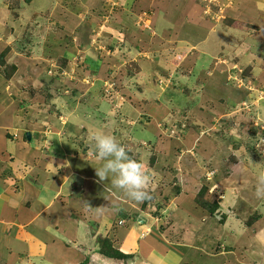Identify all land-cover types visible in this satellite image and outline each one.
Returning <instances> with one entry per match:
<instances>
[{
	"label": "rangeland",
	"instance_id": "1",
	"mask_svg": "<svg viewBox=\"0 0 264 264\" xmlns=\"http://www.w3.org/2000/svg\"><path fill=\"white\" fill-rule=\"evenodd\" d=\"M91 1L89 4L88 0H0V57L3 54L8 70L12 66L16 67L12 85H9L15 88H7L3 83L0 85V98L8 96L14 108L11 115L13 126L7 129L11 140L18 139L20 133L22 139L28 141L25 138L28 132L31 133V139L40 138L44 147L38 148L40 157L36 163L41 167H36L40 170V173H36L41 174L48 171L44 169L50 166L60 172L64 161H67L64 154H73L77 160L91 162L90 157H99L92 141L93 134L99 132L114 136L117 143L143 162L144 171L150 176L144 191L148 194L154 191L156 195V201L150 205L151 215L154 216L156 206L162 204L160 215L154 216L156 219L162 218V226H165L166 217L181 201H184L185 206L190 205L203 187L207 188L205 198L209 201L228 203L231 211L237 208L236 204L244 192L241 186H231L238 164L245 166L257 183L261 180L264 183V84L259 85L256 75L251 73L252 66L258 67L251 61L255 56L248 55L250 64H237V56L233 53L232 59L227 58L229 63L225 66L231 72L229 80L235 83V87H247L249 94L257 91L258 96L253 97L255 102L249 105L244 104L245 101L232 104L221 100L217 105L209 102L195 106V97L201 94L202 85H205L202 79L208 80L207 75L199 76L200 71L211 64L212 59L207 51H203L205 54H202L195 72L192 64L188 68H181L177 56H173V67L177 72L171 78L169 74L164 75L165 79L162 75H159L162 79L151 75L140 79L135 75L136 81L134 78L128 81L127 77L119 82L115 78L116 72H110L105 66L95 77L87 78L85 74L90 71L88 68L93 71L96 69L94 65L86 68V64L89 59L97 58L98 54L100 63H109L118 71L120 66L117 56L115 59L104 55V51L114 52L108 47H117L119 44V40L112 41L116 34L113 25L117 19L115 13L125 12V8L130 9L136 2ZM202 1L210 20L223 21L229 18L226 10L236 0ZM109 5L116 6L108 8ZM219 6L221 8L211 16L213 8ZM143 15L139 23L147 25L149 29L151 17L147 12ZM239 27L248 33L252 32L246 30L244 25ZM234 35L238 37L240 34ZM233 39L236 41V38ZM214 41L218 43L215 37ZM209 44L212 52L213 45L211 42ZM123 46L130 50L129 45ZM216 51L217 48L212 54L215 55ZM256 51L261 57L264 56V49ZM65 53H69L70 64L61 72L60 60ZM82 62H85L84 65H80ZM133 68L132 63L128 64L127 72L130 73ZM0 80L10 79L0 75ZM120 85L145 88L141 89V94L136 91L135 94L124 96L119 92ZM221 94H224L223 91ZM152 153L158 159L155 167L149 170ZM6 156L8 163L17 161L15 154ZM45 164L47 166L44 168ZM100 165H103L101 159ZM12 166H9L7 177H11L13 172L16 174ZM199 169L203 170L197 172ZM106 176L108 180L117 178L116 173L111 171ZM193 180L197 181V186L186 188L192 185L189 183ZM233 181L236 183V180ZM177 187L181 189L180 194H176ZM185 188L189 196H183L180 202L172 201ZM100 192L104 198L110 196L101 188ZM190 193H195L196 197L190 196ZM245 202L248 201H242L241 208L251 210V201ZM255 202L258 205L256 211L263 215L264 199ZM118 215L121 216L120 213ZM233 221L240 226L233 233H244L243 227L245 229L247 224L242 223L241 228L238 220ZM249 232L246 231V235L237 242V250L233 251L238 258L245 254L251 235ZM256 244L247 254L258 264H264V249ZM220 252H212V255H220ZM202 258L197 260V264L201 263ZM231 260L233 264L242 262L231 257L227 264Z\"/></svg>",
	"mask_w": 264,
	"mask_h": 264
},
{
	"label": "crops",
	"instance_id": "2",
	"mask_svg": "<svg viewBox=\"0 0 264 264\" xmlns=\"http://www.w3.org/2000/svg\"><path fill=\"white\" fill-rule=\"evenodd\" d=\"M88 2L92 3L91 0ZM205 7L202 0H136L130 9L125 8V12L115 13L117 19L113 25L116 27V34L112 41L119 40V44L117 47H108L114 52L104 51V55L115 59L117 56L120 66L118 71L109 63H101L99 69L105 66L110 72H116L115 78L119 82L127 79L130 63L132 67L133 64L140 67V79L147 75L162 79L167 74L171 78L177 72L173 67V56H177L181 68H188L192 64L195 72L202 54L207 51L212 59L211 64L201 70L199 76L207 75L208 80L202 79L205 85H202L201 94L195 97V106H203L209 102L217 105L221 100L232 104L241 101L254 103L253 97L258 96L257 91L249 94L247 87H235V83L232 84L229 80L231 72L225 66L229 63L227 58L232 59L234 55L238 57L235 59L237 64L242 62L247 65L253 61L258 67L252 66L251 73L256 75L259 85L264 84V56L261 57L256 51L264 49V0H236L226 10L230 18L225 19L226 21L210 20V15L205 14ZM218 10L213 8L211 16ZM144 12L151 17L149 29L146 28L147 25L139 23V18L145 16ZM161 19L164 22H160ZM239 25H244L246 30L252 32H246ZM234 34L240 35L235 37ZM214 37L218 43L214 41ZM210 42L213 45L212 52L217 48L215 55L211 52ZM122 44L129 45L130 50H126ZM121 47L125 50L124 53ZM250 54L258 61L254 58L249 61ZM98 55L97 58L89 59L87 64L90 67L94 65L95 59L94 68L98 67ZM11 82L12 80H0V85L3 83L7 88L14 89L15 87L9 86L12 85ZM124 87L126 86L120 85L119 88ZM180 88L181 86L178 89ZM243 88L245 90L241 94ZM182 95L184 97L183 91ZM10 101L8 96L0 98V264H80L85 257L89 258L88 264H197L195 257L204 258L200 264H227L231 257L241 260V264H258L247 252L253 248L254 243L264 249V212L263 218L257 221L259 224L252 228L246 226L244 229L242 223L256 211L258 205L255 200L261 202L264 199V183L262 180L257 183L250 177L245 166L238 164L234 170L231 186H241L244 192L240 200L236 201L237 208L232 210L223 226L209 219L208 214L197 206L195 198L188 206L181 201L189 196L186 188H194L197 181H189L192 185L186 186L184 194L172 198V201H181L180 206L174 208L180 212L175 223L186 217H190L195 224L200 223L196 228L203 231V238L196 248L188 243L171 240L172 231L166 229L162 232L165 229L161 225L162 218L152 216L150 206L144 209L143 203L135 201L126 189L117 187L114 179L108 180L106 176L101 180L96 175L97 169H104L108 157L92 156L91 162H86L77 160L73 154H64L67 161H64L60 172L51 166L46 169L45 164L44 170H49L36 173H40L36 167H41L36 163L40 157L38 148H43L44 145L39 141L40 138L24 141L23 135L18 131V139L11 140V135L10 138L7 137V129L13 126L14 121L11 118L14 108ZM224 110L226 109L222 111ZM9 154L17 155V161L8 163L6 155ZM100 159L103 165H100ZM11 165L16 174L13 172L11 177H7ZM100 188L110 196L106 195L104 198ZM257 192L261 194L259 198ZM190 196L196 197L195 193H190ZM242 201H251V210H243ZM85 204L93 209H86ZM121 211H125L127 215L126 225L114 231L113 225ZM234 219L243 227L244 233L241 235L233 233L234 229L240 228ZM246 231L251 233L248 246L245 254L238 258L233 251L237 250V242L246 235ZM211 234L218 236L217 239L223 242L220 255H212L218 241L216 238L211 239ZM105 237H111L115 248L132 257L116 261L102 256L98 252L99 241ZM227 247H233V250L227 252ZM207 248L210 250H205ZM229 264H233L232 260Z\"/></svg>",
	"mask_w": 264,
	"mask_h": 264
},
{
	"label": "trees",
	"instance_id": "3",
	"mask_svg": "<svg viewBox=\"0 0 264 264\" xmlns=\"http://www.w3.org/2000/svg\"><path fill=\"white\" fill-rule=\"evenodd\" d=\"M68 56H69V53H65V55L60 60L61 63H60L59 69L61 70V72H63L65 68H68V65L70 64V62L68 61ZM95 62H96V60H94V67H95ZM83 63H85V62H82L80 65H82ZM99 63H100V60H99ZM99 63H98V67L95 68L96 69L95 71H93V69L91 70V68H88V64H86L87 67L85 65V67L90 70L89 72L87 71L85 74V76L88 75L87 78L95 77L97 75L96 73L99 72V70H100L99 68L101 65V63L100 64ZM5 65H6V62H5L4 56L2 54L0 57V75L4 78L8 79V80L9 79L12 80V78L16 72V67L12 66L11 69L8 70L5 67ZM133 66H134L133 70H131L130 73H128V79H127L128 81H131V78H134L135 75L138 76V74L140 73V67L136 66V64H133ZM85 67H83V69ZM134 79L136 80V78H134ZM134 87H135V85H134ZM134 87H132V85L131 86L128 85L122 89H119V92L120 93L122 92L121 94L124 96L129 95L128 94L129 92L135 94L134 92H136L137 90ZM137 89H138L137 92L142 93V90H144V87H143V89H142V87H138ZM7 137L10 138L11 136L8 134ZM25 138L27 139V136ZM126 152L131 159L137 160V161L141 162L143 165V162L140 159H137L136 157L132 156V153L130 151L126 150ZM97 155H98V153H97ZM157 159H158L157 155L156 154L154 155V153H152L149 164H148L149 170H151L155 167V165L157 163V161H156ZM206 192H207V188L203 187L196 197V200H195L196 204L198 205V207H200L203 211H205L208 214V217H210L209 219H211L212 221L214 220L215 222H217L221 226L225 225L229 216L231 215V212H232L231 208L229 207V204L228 203L223 204L218 200L214 201V202L209 201L208 199L205 198ZM180 193H181V189H180V187H177L176 194H180ZM149 195L152 196V199L149 201L143 202V208L144 209L150 205H153L151 203L153 201H156V195H155L154 191H153V193H150ZM161 205L162 204H158L156 206L157 212H155L154 216L160 215L159 211L163 208V207H161ZM164 207H165V205H164ZM179 213L180 212L178 210H172L170 212V215L172 217L170 216L169 218L166 219L164 230L167 229L168 231H172L173 236H172V238L170 237L171 240L176 239L175 241H177V242L188 243V244H190V246H194L197 248V246H199V240L201 238H203V231H200V229L197 230L196 227H198V226L191 220L190 217H186L184 219L177 220L175 223L174 222L175 218ZM120 214H121V216L117 217V219L113 225L112 229L114 231H116L120 228V227H118V224L121 220H127V218H126L127 215L125 214V211H121ZM180 216H182V214H180ZM118 218H120V219H118ZM262 218H263V215L259 211H255L254 214L251 215L249 217V219L245 222V224H247L246 226H252L253 224H255L257 221L261 220ZM177 229H180V230L178 231ZM204 234H205V231H204ZM206 236H208L207 233H206ZM210 236H212V235H210ZM215 238L217 239L218 236L213 235L211 239H215ZM217 241H218V244H217L215 252H220L222 249L221 246H222L223 242L218 240V239H217ZM99 243H100L99 252L104 257H106L108 259L121 261V260H127V259L132 257L131 255L124 254L120 250L115 248V246L113 244V240L111 237H106V238L100 239ZM201 244H202V241L200 242V245ZM226 250H227V252L232 251L233 247H227ZM195 258H197V260H198L200 257H195ZM191 262H194V261H191ZM88 263H89V258L86 257L84 259V261L80 264H88Z\"/></svg>",
	"mask_w": 264,
	"mask_h": 264
},
{
	"label": "clouds",
	"instance_id": "4",
	"mask_svg": "<svg viewBox=\"0 0 264 264\" xmlns=\"http://www.w3.org/2000/svg\"><path fill=\"white\" fill-rule=\"evenodd\" d=\"M111 6L116 5H110V7ZM244 104L248 103L244 102ZM92 141L95 143L99 157L113 158L107 160L103 170H96V175L99 176L101 180L105 179L107 173L111 171L116 173L117 176V178L114 180V184L119 188L126 189L128 194L134 198L135 201L143 203L152 199V196L144 191L149 183L150 176L144 171L141 162L131 159L126 152L125 147L117 143V140L114 136L100 134L97 132L93 134ZM256 195L259 198L261 194L257 192ZM84 207L86 209H93L89 204H85ZM125 225L126 220H121L118 224V227Z\"/></svg>",
	"mask_w": 264,
	"mask_h": 264
},
{
	"label": "water",
	"instance_id": "5",
	"mask_svg": "<svg viewBox=\"0 0 264 264\" xmlns=\"http://www.w3.org/2000/svg\"><path fill=\"white\" fill-rule=\"evenodd\" d=\"M27 137H28L29 140H31V138H32L31 133L28 132L27 133Z\"/></svg>",
	"mask_w": 264,
	"mask_h": 264
},
{
	"label": "built area",
	"instance_id": "6",
	"mask_svg": "<svg viewBox=\"0 0 264 264\" xmlns=\"http://www.w3.org/2000/svg\"><path fill=\"white\" fill-rule=\"evenodd\" d=\"M218 9H220L221 7L219 6V7H217ZM212 13V12H211Z\"/></svg>",
	"mask_w": 264,
	"mask_h": 264
}]
</instances>
